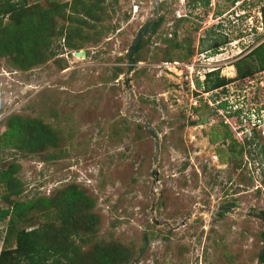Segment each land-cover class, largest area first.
I'll use <instances>...</instances> for the list:
<instances>
[{
  "label": "rangeland",
  "instance_id": "obj_1",
  "mask_svg": "<svg viewBox=\"0 0 264 264\" xmlns=\"http://www.w3.org/2000/svg\"><path fill=\"white\" fill-rule=\"evenodd\" d=\"M156 1L157 10L152 0H103L92 11L98 18L82 23L67 17H86L80 3L70 9L73 0H23L25 11L48 13L46 41L38 40L44 54L32 66L24 68L18 44L0 51V159L15 164L9 189H18L9 199L76 186L89 207L63 228L57 209L30 212L10 235L8 217L0 221V253L15 264H28L15 232L38 227L46 264H98L102 256L110 264H261L264 70L223 89L206 90L204 79L212 70L235 78L234 62L264 42V0ZM159 19L155 31H140L129 68L126 50L139 26ZM68 32L76 48L65 45ZM18 118L25 134L45 124L47 139L26 149L3 145ZM143 120L158 133L157 159ZM6 205L0 198V209Z\"/></svg>",
  "mask_w": 264,
  "mask_h": 264
},
{
  "label": "trees",
  "instance_id": "obj_2",
  "mask_svg": "<svg viewBox=\"0 0 264 264\" xmlns=\"http://www.w3.org/2000/svg\"><path fill=\"white\" fill-rule=\"evenodd\" d=\"M102 1L103 0H91L89 3H86L88 1L73 0L72 4L69 6L70 9L73 12H77L76 3H80L81 8L78 11L82 12V14H84L86 17L84 19L78 18L76 16L73 17L71 15H68L67 17H69V19H76L77 21L82 23H86V18H98L92 11L100 9V2ZM192 1L195 2L196 0ZM22 2L23 0H0V16L6 15L9 18L8 21L3 25L1 24L0 19V51L2 49H5L6 46L11 45V43H14L16 45L18 44L17 46L23 49L21 51L26 52L27 58L25 60L24 68H28L33 65V62L39 60L41 55L44 54V52L38 47V40L42 41L43 39L44 41H46V36L44 33L45 29L43 27L45 23L44 18H46L45 15L46 13H48V9L45 10L38 7L35 10L25 11ZM207 3L208 0H200L199 4L202 6H207ZM62 6H66V3L62 4ZM260 14L261 23L264 26V5L260 8ZM184 17L186 16L175 17V19L183 20ZM159 22L160 19L157 21L149 22L151 23L150 28L144 27L143 31H147V29L155 31V29L159 26ZM71 32H68L67 37H65V45L68 48H76L77 46L70 41L73 38L72 34L75 35ZM77 35L79 34L77 33ZM224 42V39L219 40L217 44L213 46L215 47L216 45L222 44ZM141 46V42H138L132 48L131 60L133 63L138 60L139 48ZM172 47L176 48L177 44H174ZM168 56L170 55H166L164 59L168 60ZM233 65L236 71L235 78H225L223 76H218L217 71L215 70L207 72L205 74L206 78L204 79L206 90H211L218 87H222L223 89L224 86L233 79L242 78L251 74L253 71L264 70V42L258 44L244 57L236 60ZM195 83L196 85H199V82L197 80L195 81ZM11 121L8 123V129H6L5 132L2 133L7 137V139L4 140L3 145L8 144L10 146H13L14 150H16L17 148L26 149L25 146L28 144L32 146L41 138L47 139V134L43 131H46V125L43 124V126L41 123L39 124L40 121L36 122L37 124L35 125L38 126L34 127L32 132L33 134H30L31 132L29 134H25V131L28 129L25 128L26 121H22V118L15 119L12 122ZM39 126H41L40 129ZM251 133V136L255 135L254 130H251ZM253 136L252 138H254ZM260 152L264 154V146L261 148ZM1 163L2 162L0 159V185L4 186L6 192L4 194L1 193L0 198L1 200L6 201L7 205L6 207L0 209V221L5 220L6 217H8L7 231L9 235L11 234L10 229L12 228V225L15 223V221L20 218L27 217L30 212H38L39 210H41V212H44L50 209H57V218L61 220V227L63 228L72 218H74L78 214L79 211L87 210V208L89 207V198L85 196L83 190L78 189L76 186L67 187L52 197L40 196L35 200L28 199L24 201L9 199L10 195H14L18 191V189L16 188L15 190H13V188L9 189L10 187H15V182L10 181L11 171L12 169H14L15 164L9 163L5 168V165ZM221 214V212L218 213V215ZM257 215L264 219V211L258 212ZM83 220L85 221L84 218ZM40 229L41 227H38L36 229L33 228L28 231L19 230L15 232L16 252L19 256H23L28 261V264H46V257L50 256V254L47 253L49 249L45 247L43 249H40V246L37 242L39 238L38 231ZM60 243V245L62 246L64 242L61 241ZM58 246L52 247V253L58 252ZM257 258L261 264H264V255L261 252L258 254ZM53 263L57 264L59 262L54 261ZM110 263L111 259H109L108 256H102L100 257V261H98V264ZM0 264L15 263L13 261V257H10V253L4 252L0 253Z\"/></svg>",
  "mask_w": 264,
  "mask_h": 264
},
{
  "label": "water",
  "instance_id": "obj_3",
  "mask_svg": "<svg viewBox=\"0 0 264 264\" xmlns=\"http://www.w3.org/2000/svg\"><path fill=\"white\" fill-rule=\"evenodd\" d=\"M156 2H157L156 0H152V4L155 6V8L157 10ZM150 26H151V23H149V24H146V23L141 24L139 26L138 30L136 31V33H135V35H134V37L132 39L131 44L127 47L126 53H127L128 67L129 68H131V66H132V60H131V58H132V48L137 44V41H138V39L140 37V35H139L140 31H143L144 27L149 28ZM78 51L73 52V55L75 56L78 53ZM82 53H84L83 50H82ZM143 127L145 129H147L148 132L152 135V137L156 140L155 143H154V148H155V151H156L154 159H157V154H158L157 152H158V147H159L158 143H157L158 133L156 131H153L152 129H150L149 128V124L146 121H144V120H143ZM217 212H224V209L220 208V209L217 210ZM261 253H264V229H263L262 234H261Z\"/></svg>",
  "mask_w": 264,
  "mask_h": 264
},
{
  "label": "built area",
  "instance_id": "obj_4",
  "mask_svg": "<svg viewBox=\"0 0 264 264\" xmlns=\"http://www.w3.org/2000/svg\"><path fill=\"white\" fill-rule=\"evenodd\" d=\"M177 14V13H176ZM178 17H179V15H178ZM188 65V66H187ZM186 65V67H187V69L189 70V74L190 73H192L193 72V66H194V64H193V62L191 61V63L190 64H187ZM263 122H264V118H263ZM252 130H254V127H252ZM251 131V130H250ZM249 131V132H250ZM263 133V132H262Z\"/></svg>",
  "mask_w": 264,
  "mask_h": 264
},
{
  "label": "bare ground",
  "instance_id": "obj_5",
  "mask_svg": "<svg viewBox=\"0 0 264 264\" xmlns=\"http://www.w3.org/2000/svg\"><path fill=\"white\" fill-rule=\"evenodd\" d=\"M82 50H79L78 53L76 54V56H82Z\"/></svg>",
  "mask_w": 264,
  "mask_h": 264
},
{
  "label": "flooded vegetation",
  "instance_id": "obj_6",
  "mask_svg": "<svg viewBox=\"0 0 264 264\" xmlns=\"http://www.w3.org/2000/svg\"><path fill=\"white\" fill-rule=\"evenodd\" d=\"M197 4H198V2H197ZM193 5V4H192Z\"/></svg>",
  "mask_w": 264,
  "mask_h": 264
}]
</instances>
